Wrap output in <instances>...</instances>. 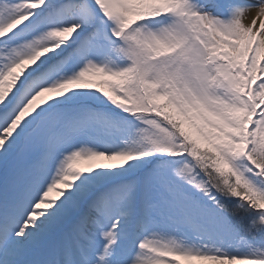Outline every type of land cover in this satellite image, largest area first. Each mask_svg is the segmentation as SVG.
<instances>
[{"label": "snow or ice", "instance_id": "snow-or-ice-1", "mask_svg": "<svg viewBox=\"0 0 264 264\" xmlns=\"http://www.w3.org/2000/svg\"><path fill=\"white\" fill-rule=\"evenodd\" d=\"M0 264H264V0H0Z\"/></svg>", "mask_w": 264, "mask_h": 264}]
</instances>
